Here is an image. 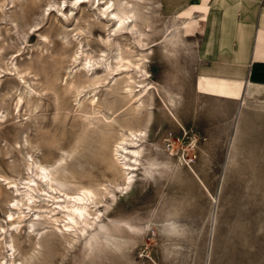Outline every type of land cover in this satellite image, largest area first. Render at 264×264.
<instances>
[{
  "label": "rangeland",
  "instance_id": "1",
  "mask_svg": "<svg viewBox=\"0 0 264 264\" xmlns=\"http://www.w3.org/2000/svg\"><path fill=\"white\" fill-rule=\"evenodd\" d=\"M68 1L14 0L7 30L0 13V113L7 120L0 124V151L9 153L0 156V170L17 180L27 176L22 154L29 153L46 163L60 158L53 170L54 177L63 180V184L52 182L57 187L55 199L40 192L45 198L33 203L46 206L42 209L47 212L54 209L51 214L58 221L43 211L36 228H44L36 238L23 221L12 238L15 263L264 264V93H257L247 110H240L239 103L236 109L197 108V97L191 103L185 99L190 93L178 91L189 79L191 62L186 51L179 46L178 56L174 52L169 56L161 45L153 46L146 69L153 82L154 104L138 121L146 130L142 161L152 155L157 165L148 175L142 169L132 171L133 181L121 193L116 187L121 177L112 178L103 165L110 155V141L97 129L104 130L108 122L114 126L113 118L122 120L127 112V97L121 89L125 75H116L117 83H93L104 76L100 74L102 56L116 51L101 41L104 21L98 11L85 1L81 11L70 12ZM148 3L149 42L159 38L172 14L163 9L162 0ZM74 24L83 28L78 35L81 44L71 36L77 28ZM193 31L188 26L185 37ZM127 35L118 36L124 53L133 50L125 46ZM81 49L91 57L89 71L78 68L79 60L73 62V52ZM11 63L26 70L23 76L40 93L39 108L31 114L21 107L14 111L16 95L8 87L17 78ZM52 81L58 98L47 88ZM79 83L84 86L78 87ZM169 91L182 100L177 110L182 122L174 120L164 105ZM92 106L99 112L85 113L84 108L90 111ZM91 181L103 182L110 192L94 197L101 201L87 209L99 211L87 231L69 242L72 233L62 225L66 209L58 203L63 205L64 193L72 194L80 183ZM10 198L9 189L0 196V224H5ZM147 220L149 230L143 231L139 225ZM104 229L110 234L103 235ZM33 240L38 243L34 245Z\"/></svg>",
  "mask_w": 264,
  "mask_h": 264
},
{
  "label": "bare ground",
  "instance_id": "2",
  "mask_svg": "<svg viewBox=\"0 0 264 264\" xmlns=\"http://www.w3.org/2000/svg\"><path fill=\"white\" fill-rule=\"evenodd\" d=\"M62 1L65 2V0ZM85 1H88L90 5L98 11V14L102 17L101 20L104 21V26L102 27L105 34L103 37H101V41L104 43V45H107L116 51L109 56L102 54V61L100 62L102 69L100 74L103 75L102 73H104V76L93 80V83H100L103 81L108 83L111 81L115 82L116 75L122 73L125 75L123 76L124 80H122L123 84L121 89L127 97L126 101L129 105L127 112H124L125 114L122 113L124 114L122 120L113 118L115 121V125L113 124L114 126H112V123L108 122V124L105 123L106 128H104V130H97L101 134L105 135V137L107 136V139H109L108 141H110L108 142L110 144L107 145H109L111 151L110 155H108L107 159H105V163L103 162L104 168L110 171L112 178H116L117 176L121 177L122 181L121 183H116V187L120 189L121 193H126L133 181V175L130 174L132 171L136 169H142V171L148 175L157 165V162L152 157V155L147 158L146 162L142 161L144 151L143 141L146 138V130L145 127L141 125V123L139 124L138 121V118H140L139 115L143 111L149 112L152 108V105L154 104L150 98L154 88L153 82L150 79L151 76L149 71L146 69V64L149 61V54L152 53V47L155 45H161L166 54L169 56L173 55L174 53L176 55L179 46H181L187 52L189 48L188 44L190 43H187L188 41L185 37V29L188 28L189 24H191L192 21H195V19L194 15L191 13V9H187L177 17H171L168 19V21L163 25V31L159 38L148 42V37L150 35L149 33L151 32L150 29H152L149 23L151 16L150 18L148 16L150 11L148 0H69V11L72 12L75 8H78L81 11V4H83ZM141 1L145 2L141 3ZM13 3L14 0H0L1 23H3V26L6 30L7 25L11 23V19L8 17L9 5ZM193 7L194 6L192 5V8ZM152 13H150V15ZM140 15L141 21L138 22L137 18H139ZM84 20L85 19H83V21ZM80 24H74L77 26V28L71 30V36L77 40V44L82 43L80 39H78V35L83 29ZM124 34L129 35V37H127L128 43H125V46L133 49L129 51H135V53L132 55L130 54L132 52L129 51V53L127 51L125 53L122 52L123 46L121 45L123 43L118 41V36H124ZM82 49L81 51L73 50V62H78L79 60L78 68L82 67V69L89 71L92 64V62H90L91 57H89V54L84 55L85 52L83 54ZM100 51L104 52L105 50L100 49ZM79 52L81 54H79ZM16 63L11 64L16 70L13 75H15L17 78V82L15 84H11L10 87H8L11 90H14L16 95L14 111L21 107L27 110L26 115L31 114L39 108L40 93L37 89L28 84V81L23 76V73L26 70L18 69ZM6 69L9 68H4V70ZM71 81L73 82V80ZM54 83L55 82L52 81L50 84H47V88L56 95V98H58V91ZM77 85L78 87L84 86V84L82 85L80 83ZM77 85L75 86V89H78ZM198 85L200 88L206 87L209 90H226V92L234 93V95L239 93L235 91L237 90L235 86L229 85L228 83L216 82L214 80H199ZM88 86L90 85L88 84ZM246 87V94L242 95L239 99L240 110H247V108L251 106V102L253 103L251 100L254 98V96H256L257 93H264V84L249 82L247 83ZM80 89L81 88H79V90ZM169 93L170 95L167 94L168 97L166 98L168 99L169 105L166 100H163L164 105L168 110H171L170 112L174 120L182 122L183 120L178 116L177 113L178 108H180L179 106L182 105V100L180 97H177L175 91H169ZM77 94L79 96V92H77ZM94 106L90 107V111L87 107H85V113L99 112V108L97 109ZM119 109H121V106L117 107V112ZM238 109L235 110V115H237L240 111ZM127 115L130 117L129 119H127ZM3 118V115L0 113V124L7 121L3 120ZM103 125L104 124H102V128ZM107 125H110L111 127H108ZM110 130L112 131L110 132ZM26 136L24 137V141H27ZM1 151V157H5L9 154L7 151ZM22 155L24 156L23 166L27 176L17 180L4 171L0 170V196L5 193L6 189H9L11 193V198L7 201L8 210L4 216L5 224H0V254L1 252H4L0 257V264H16L14 259L15 246L12 238L14 237V233H17L21 230V224L23 221H25L26 231L28 233H35L36 238L39 235L40 230L44 228L43 226L36 228V226L40 224L38 222L41 216H43V211H45L47 214L49 212V215L52 217L54 222L58 221L59 218L51 214L55 211L54 209L49 208L47 212L45 209H42L46 206L36 205L33 203H36L39 199H43L42 197L44 196H42L40 192L46 194V197L51 200L56 198L54 191L57 190V187L52 182L63 184V180L60 177H54L56 171L53 170V167L56 165V160H59L60 158L53 160L51 163H46L34 159L29 153H24ZM177 158L182 161L181 154H178ZM176 161L178 160L176 159ZM91 182L92 183L87 184L80 183L81 185L76 187V191L72 194L64 193L65 199L63 200V205L58 203L59 206L66 209V212L64 213L65 217H62V221L65 220L66 223L64 222L62 225L72 233L71 237L68 239L69 242L75 240L80 232L83 233L87 231L88 226L92 223L91 220L93 219V215H96L99 211L96 209L95 212H91L89 209H87L90 203H94L93 205H96L101 201L99 199L96 200L94 197L107 196L110 192L103 182ZM164 219L167 220L166 218ZM149 225V220H147L139 225V228L143 231H148ZM7 234L9 235L7 236ZM108 234H110V231L108 229H104L103 235ZM36 243H38V241L33 240V244L35 245Z\"/></svg>",
  "mask_w": 264,
  "mask_h": 264
},
{
  "label": "crops",
  "instance_id": "3",
  "mask_svg": "<svg viewBox=\"0 0 264 264\" xmlns=\"http://www.w3.org/2000/svg\"><path fill=\"white\" fill-rule=\"evenodd\" d=\"M162 2L163 9L172 14L169 17L191 9L195 19L189 24L194 31L186 37L190 43L186 52L191 62L189 79L178 90L190 93L186 100L193 103L197 97V108L236 109L247 83L264 84V0ZM199 80L228 83L239 93L200 88Z\"/></svg>",
  "mask_w": 264,
  "mask_h": 264
}]
</instances>
